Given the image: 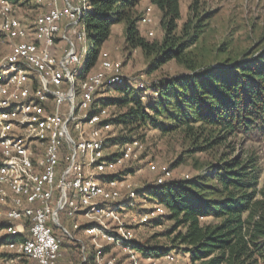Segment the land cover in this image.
<instances>
[{"label":"built area","instance_id":"2783aa9c","mask_svg":"<svg viewBox=\"0 0 264 264\" xmlns=\"http://www.w3.org/2000/svg\"><path fill=\"white\" fill-rule=\"evenodd\" d=\"M91 12V0H0V264H60L58 227L82 244L81 264H117L116 253L130 264L155 259L136 247L137 231L168 209L143 192L175 179L174 169L148 161L156 177L143 186L131 171L122 173L147 148L137 137L108 142L115 136L109 107L93 112L96 99L114 91L101 90L128 82L109 50L100 51L99 67L83 80L77 107L75 74L88 51ZM134 84L149 94L144 81ZM179 258L169 252L156 259Z\"/></svg>","mask_w":264,"mask_h":264},{"label":"trees","instance_id":"16d2710c","mask_svg":"<svg viewBox=\"0 0 264 264\" xmlns=\"http://www.w3.org/2000/svg\"><path fill=\"white\" fill-rule=\"evenodd\" d=\"M141 1L91 0L87 31L89 41L95 40L99 46L92 55V65L110 39L113 26L126 22L125 37L129 47L155 55L157 64L172 59L186 62L195 73L165 79L147 87L146 101L143 100L144 91L132 88L130 82L107 87L100 93L113 89L118 94L98 97L93 112L114 104L125 107L124 112L110 117L107 122L129 127L130 133L146 126L161 127L166 131L185 125L190 134H195L193 125L198 124L199 129L218 127L225 137L235 134L251 138L264 136V51L249 60L236 62L230 68L213 65L198 68L195 61L187 62L185 58L184 50L189 42H180L172 35L181 18L180 0H150L166 20L167 36L162 43L150 42L141 35V16L136 11ZM198 33L197 29L191 43ZM162 118L167 119L169 125H164ZM133 138L129 134H119L108 142L124 143ZM219 140V136H211L208 145ZM199 149L203 148L195 147V150ZM129 171L131 167L122 173ZM261 173L258 158L244 160L222 155L202 174L189 179L175 178L162 185L152 184L143 194L154 203L165 204L168 209L166 217L175 222L169 231L175 234L173 247H183L191 253L192 264H264V185L259 187ZM207 217L221 221L203 223ZM161 220L156 221L157 225ZM57 235L63 238V250L64 247L72 252L79 249L82 255L80 242L65 236L63 231L57 230ZM136 247L144 255L155 258L163 257L173 249L146 246L141 241L136 242ZM90 253L91 249H88L87 254Z\"/></svg>","mask_w":264,"mask_h":264},{"label":"rangeland","instance_id":"374dc122","mask_svg":"<svg viewBox=\"0 0 264 264\" xmlns=\"http://www.w3.org/2000/svg\"><path fill=\"white\" fill-rule=\"evenodd\" d=\"M152 5L150 0H142L137 8V15L141 16L139 28L141 35L150 42L162 43L167 36L165 18L158 7L153 6V24L144 21L147 8ZM181 18L177 21V28L172 35L176 36L180 42H189L184 50L187 62L195 61L198 68L203 65H213L216 67L230 68L236 62L249 60L264 51V0H180ZM199 30L196 40L192 42ZM126 22L113 26L110 39L103 45V48L111 52L112 58L120 60L124 64V77L130 82L132 88H136V82L144 81L145 84L153 86L165 79L186 74L195 73L188 67L186 62L178 59L169 60L163 64L155 62V55H147L140 48H131L126 43ZM154 35H150V31ZM81 50L82 44L78 43ZM88 51L84 54L83 65L78 68L75 74L77 83V107L82 101L81 84L89 75L99 67L97 60L92 67V55L99 49L95 40H90L87 44ZM202 66V67H201ZM197 69L196 71H198ZM133 82V83H131ZM117 91H111L104 96L117 95ZM143 100H147V95L143 92ZM111 117L117 116L126 110L125 107L117 104L109 107ZM164 125H169L165 118L161 119ZM109 129L112 134H129L130 136L142 139L147 151L143 154L141 161L131 164L133 180L138 186L151 183L156 175L148 169V161H155L158 164L170 166L174 169L176 179H181L182 174H190L191 177L202 174L210 164H216L222 155L232 158L247 159L258 158L262 173L259 187L264 185V136L248 137L242 134H235L225 137V133H220L218 127L205 126V130L198 124H194L195 134H190L185 125L178 129H168L164 131L161 127H142L130 133L129 127L115 125ZM211 136H219L220 140L209 146ZM196 146L203 149L195 150ZM165 205V204H163ZM85 221L80 217V222ZM203 223L219 222L221 219L213 217L204 218ZM63 223L70 231L75 233L71 222L63 220ZM137 231L139 241L146 246H162L173 248L171 252L180 256L177 262L169 263L164 259L152 261L141 260L140 264H192L191 253L186 252L183 247L175 246L174 236L169 231L175 222L171 219L162 218L159 222ZM62 232V228H57ZM78 236L81 234L77 233ZM3 235L0 232V237ZM64 236V235H63ZM66 236V235H65ZM64 256L60 264H81L83 256L80 250H69L64 247ZM92 257L94 252L91 250ZM118 264H129L126 256L116 253ZM146 256V255H145Z\"/></svg>","mask_w":264,"mask_h":264}]
</instances>
